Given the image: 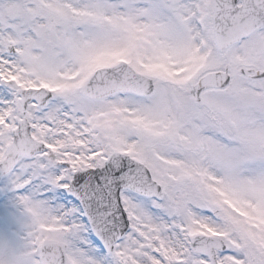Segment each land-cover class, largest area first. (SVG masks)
<instances>
[{"label":"snow or ice","instance_id":"snow-or-ice-1","mask_svg":"<svg viewBox=\"0 0 264 264\" xmlns=\"http://www.w3.org/2000/svg\"><path fill=\"white\" fill-rule=\"evenodd\" d=\"M0 264H264V0H0Z\"/></svg>","mask_w":264,"mask_h":264}]
</instances>
